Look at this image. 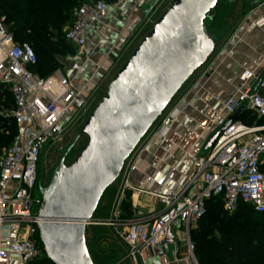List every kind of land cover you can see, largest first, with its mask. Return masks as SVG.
I'll use <instances>...</instances> for the list:
<instances>
[{"label":"built area","instance_id":"obj_1","mask_svg":"<svg viewBox=\"0 0 264 264\" xmlns=\"http://www.w3.org/2000/svg\"><path fill=\"white\" fill-rule=\"evenodd\" d=\"M149 1L139 0V4ZM108 11L106 1L86 3L74 11L73 24L65 31V41L77 55L84 54L88 32ZM258 24L263 26L264 20ZM112 51L111 48L107 57ZM36 64L33 48L29 44L16 43L0 15V86L11 94L14 102L13 110L4 117L12 119L18 129L15 144L4 150L0 158V264H33L42 257L38 244V212L33 211V205L37 203L34 191L38 165L45 146L62 136L69 122L83 111L92 95L87 94V86H75L63 67L42 78L31 71ZM115 68L116 65H112L105 72L95 91L108 80ZM263 70L264 66L259 65L254 70L243 71L238 84L223 103L222 113L210 121L215 131L223 128L243 106L264 120V77L260 79ZM189 107L182 100L172 110L167 109L153 136L166 139ZM136 151L125 163L132 161L127 174L140 173L138 163L150 155L147 146L139 154ZM187 158L191 171L182 176L173 189L159 187L157 191H149L158 212L148 216L136 213L129 220L116 214L112 220L104 222L117 229L127 248L122 264H145L148 251L153 250L160 257L166 248H176L180 242L185 245L188 258L198 264L190 235L205 213L206 202L214 198L223 199L229 214L234 213L239 205H247L257 214L264 215V174L260 172L264 158V125L248 126L238 121L206 154L192 151ZM127 179L123 182V191L132 190Z\"/></svg>","mask_w":264,"mask_h":264},{"label":"water","instance_id":"obj_2","mask_svg":"<svg viewBox=\"0 0 264 264\" xmlns=\"http://www.w3.org/2000/svg\"><path fill=\"white\" fill-rule=\"evenodd\" d=\"M161 0H155L150 11ZM254 4L255 0H241ZM218 0H173L109 83L80 131L87 143L71 165L64 159L41 189L38 232L52 264H94L86 227L125 163L170 107L186 82L218 48L205 19ZM238 109L213 134L205 154L239 118Z\"/></svg>","mask_w":264,"mask_h":264},{"label":"crops","instance_id":"obj_3","mask_svg":"<svg viewBox=\"0 0 264 264\" xmlns=\"http://www.w3.org/2000/svg\"><path fill=\"white\" fill-rule=\"evenodd\" d=\"M152 1L142 5L139 0L109 3L107 15L87 34L84 54L76 53L62 61V67L69 72L75 86H87V94L91 95L112 65H116L114 73H117V67L147 27ZM260 20H264V0H255L232 35L217 48L202 76L184 93L182 100L190 107L179 117L167 138L151 137L146 145L150 155L138 163L140 173L125 176L132 187L124 191L131 193L132 214L124 220L134 218L136 213L148 216L158 212L149 191H157L159 187L173 189L181 177L191 171L187 154L192 151L205 154L207 141L217 132L210 121L222 113L223 103L243 71L264 66V25L258 24ZM111 48L113 51L107 57ZM263 77L264 70L260 79ZM141 201L144 209L140 208ZM144 263L194 264L182 242L176 248H166L160 257L153 250L148 251Z\"/></svg>","mask_w":264,"mask_h":264},{"label":"trees","instance_id":"obj_4","mask_svg":"<svg viewBox=\"0 0 264 264\" xmlns=\"http://www.w3.org/2000/svg\"><path fill=\"white\" fill-rule=\"evenodd\" d=\"M99 1L111 4L119 0H0V15L14 41L20 45L29 42L33 48L37 64L31 71L47 78L60 69L57 59L76 55V50L65 41V31L73 24L74 11L83 4ZM242 3L247 7L252 5ZM13 105L11 94L0 86V158L18 136L15 122L4 117L13 110ZM239 122L248 126L264 125V120L247 109ZM260 172L264 174V158ZM190 238L198 264H264V215L257 214L250 206L239 205L229 214L222 198L207 201L205 213ZM38 244L43 255L33 264H52L44 254L39 237Z\"/></svg>","mask_w":264,"mask_h":264},{"label":"rangeland","instance_id":"obj_5","mask_svg":"<svg viewBox=\"0 0 264 264\" xmlns=\"http://www.w3.org/2000/svg\"><path fill=\"white\" fill-rule=\"evenodd\" d=\"M154 1L155 0L151 3L153 4ZM172 1L173 0H163L157 6L156 11L150 15L151 20H148L149 22L147 21L146 29L133 45L131 51H129L125 57L124 62L120 63L119 67H117V72L136 50L155 22L168 9ZM250 10L251 7L245 6L241 0H218L214 9L207 15L205 24L207 25L209 32L220 43H223L225 39L232 35L234 30L239 26L242 19L250 12ZM30 35L31 34H29V36ZM21 43L28 44L29 42ZM57 61L60 69H62L63 60L57 59ZM205 66L198 70L186 82L183 88L176 95L168 110H172L179 104L184 93L202 76L204 70L206 69ZM115 74L116 73L112 74L108 80L97 89V91L91 93L92 95L83 111L79 112L69 122L62 136L54 143L45 146L37 169V185L34 191L35 202L40 201L42 197L41 189L47 188L51 184L54 172L58 168L61 161L64 159L66 165H71L87 143V137L80 135V131L89 116L106 95L107 87ZM8 125L10 126L12 124L10 123ZM160 125L161 122L159 120L149 136L143 143H141L138 151H136V154H139L140 151L147 145ZM13 144H15V142ZM131 162L132 161L128 162L124 166L118 180L104 193L94 214V222L86 227L87 248L94 264H122L121 260L127 252L123 241L120 239L117 229L104 222L112 220L116 214H119L121 219H125L132 214V203L130 199L131 193L123 191V182ZM140 206L141 209L145 208L142 201L140 202ZM33 211H39L38 203L33 205Z\"/></svg>","mask_w":264,"mask_h":264}]
</instances>
